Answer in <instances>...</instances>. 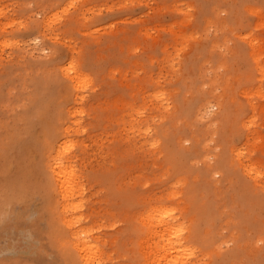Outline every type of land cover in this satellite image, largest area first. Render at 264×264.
I'll return each mask as SVG.
<instances>
[{"label": "rangeland", "instance_id": "374dc122", "mask_svg": "<svg viewBox=\"0 0 264 264\" xmlns=\"http://www.w3.org/2000/svg\"><path fill=\"white\" fill-rule=\"evenodd\" d=\"M262 5L0 0V264H75L81 258L72 232L80 226L100 264H146L137 261L147 233L140 218L155 205L177 208L187 231L198 226L197 255L201 248L215 252L200 264H264V185L240 168L251 152L247 159L264 171ZM252 38L263 52L257 58ZM86 47L99 85L77 89L61 70L71 88L55 86L50 121H30L23 114L54 86L46 89L40 67L56 58L53 48L71 63L72 52ZM240 89H248L246 97ZM253 111L257 125L250 130L259 142L234 125ZM49 124L57 129L51 146ZM68 143L65 156L74 158L83 185L74 213L62 212L50 188L54 152ZM233 148L246 156L240 165ZM137 189L143 194L135 206L124 207ZM175 190L187 203L165 200ZM74 217L81 220L70 229L65 218Z\"/></svg>", "mask_w": 264, "mask_h": 264}, {"label": "bare ground", "instance_id": "6f19581e", "mask_svg": "<svg viewBox=\"0 0 264 264\" xmlns=\"http://www.w3.org/2000/svg\"><path fill=\"white\" fill-rule=\"evenodd\" d=\"M258 18V17H257ZM225 28V27H224ZM259 42V41H258ZM258 42H256L255 38L250 39V45H252V55L257 58L258 56H260V53L263 54V52L261 51V49H258L260 53H258L257 51V47L255 46ZM174 44V43H173ZM251 53V52H250ZM249 53V54H250ZM253 60V59H252ZM261 60V59H260ZM259 60V61H260ZM254 61V60H253ZM263 61V60H262ZM256 62V60H255ZM261 64V63H260ZM255 65V63H254ZM257 65V64H256ZM255 65V66H256ZM264 65V64H263ZM220 66V65H219ZM259 67V66H257ZM256 68V67H255ZM262 71H263V67H259ZM258 68V69H259ZM257 70V69H256ZM63 72V71H62ZM258 72V71H257ZM261 72V71H260ZM259 72V73H260ZM71 75V74H69ZM78 74H74L73 78L75 79V76H77ZM246 75V74H245ZM72 76V75H71ZM264 77V76H263ZM83 77H80V79L75 80V83L73 82V79H70L71 82L74 84L73 86L75 88H80V80H82ZM258 83V82H257ZM87 84L83 85L84 87ZM261 86V85H260ZM254 88V87H253ZM83 89V88H82ZM244 89V88H243ZM242 90V89H240ZM239 90V91H240ZM248 90V89H246ZM246 90H242L243 92L241 93L244 94L246 92ZM74 91V90H73ZM78 92L80 90H77ZM75 91V92H77ZM250 91V90H249ZM252 91V90H251ZM257 91H260V88L257 89ZM80 93V92H79ZM240 93V92H239ZM238 93V94H239ZM253 93V92H252ZM81 94V93H80ZM79 94V95H80ZM250 94V93H249ZM248 94V96H249ZM255 94V93H254ZM257 94V93H256ZM245 95V94H244ZM251 95V94H250ZM76 96V94H75ZM252 96V95H251ZM246 97V95H245ZM257 97V95H256ZM264 97V96H262ZM250 98V97H249ZM260 98V97H259ZM78 99V98H77ZM84 99V98H83ZM234 99V98H233ZM80 100V98H79ZM246 100V99H245ZM256 100V99H255ZM261 100V99H260ZM263 100V99H262ZM206 101V100H205ZM77 102V101H76ZM231 102V101H230ZM234 102V101H233ZM255 102V101H254ZM84 103V102H83ZM223 103V102H222ZM206 105V104H205ZM257 106V105H255ZM260 106V105H259ZM131 107V106H130ZM133 107V106H132ZM77 108V107H76ZM75 108V109H76ZM203 108H206L205 106ZM257 108V107H255ZM75 109L73 110L75 113ZM259 109V108H258ZM204 110V109H203ZM202 110V111H203ZM252 110V108H251ZM77 113L79 111H76ZM137 112V111H136ZM255 111H253V115L247 119H240V117H238L237 119H240L238 122H235L234 125L238 128H244L245 129H249L248 133L250 134V136L254 137L252 139H254L255 141L259 142V132L256 130V128L252 130H250V128L254 125V127H256V120H257V116L254 113ZM261 112V111H260ZM262 113V112H261ZM252 114V113H251ZM264 119V118H263ZM76 122V121H75ZM77 123V122H76ZM78 124V123H77ZM123 124V123H122ZM261 125V124H260ZM77 126V125H76ZM124 126V125H123ZM72 129L70 126L66 128H63L64 130L66 129V131ZM62 129V131H63ZM148 129H146L144 131V133H147ZM247 132V131H246ZM62 134V133H61ZM63 136V134H62ZM67 136V133H66ZM249 136V135H248ZM70 142V140H69ZM208 142V141H207ZM72 143V141H71ZM71 143L68 144H64V145H72ZM64 145H60L58 151H56L57 153L54 154L55 157L57 155H59V153L61 152V149ZM203 145V144H202ZM59 146V145H58ZM248 147V146H247ZM246 147V149H247ZM250 147V146H249ZM252 147V146H251ZM256 147V146H255ZM52 149V147H51ZM56 150V149H55ZM251 151V150H250ZM249 151V152H250ZM48 151H46L47 154ZM52 152V151H51ZM70 152V151H69ZM248 157L251 156V152L247 153ZM52 155V154H51ZM66 153L64 154L63 160H62V167L58 168L57 165V161L56 158L54 157L53 159V164H52V181L53 184L55 186H50L51 187H55L56 192L58 193V195L61 197L60 199H62L63 203L60 204L62 205V212L64 213H74L77 212L79 209L76 208V204L79 203L81 205V198L83 195V185L81 184V180H80V176L77 174H75L74 171V164L72 163V161L69 157V159L65 156ZM50 156V155H48ZM47 156V158H48ZM69 156V155H67ZM72 156V155H71ZM241 156H243V158H246L245 154L240 151V148L235 149L233 148L231 150V159L232 161L235 160L238 163L241 160ZM51 157V156H50ZM247 157V158H248ZM243 159L245 160L246 164L242 163L243 160L241 161L240 168L245 172V175H247V173L249 174V178L251 177L250 175H254V179L257 181V183H260V185H264V182L262 181V178L264 177V171L261 169L258 170V168H260L261 166L257 163V162H253L250 159ZM252 158V157H251ZM74 159V158H73ZM49 160V159H48ZM52 160V159H51ZM254 160V159H253ZM47 161V160H46ZM49 162V161H48ZM46 165V164H45ZM47 169V168H46ZM48 170V169H47ZM218 170V169H217ZM247 172V173H246ZM220 173V172H219ZM50 178V177H49ZM253 178V176L251 177ZM254 181V180H253ZM255 182V181H254ZM51 183V182H50ZM49 183V184H50ZM256 183V182H255ZM258 185V184H257ZM264 187V186H263ZM53 189V188H51ZM53 191V190H52ZM55 191V190H54ZM55 193V192H54ZM163 197V196H162ZM165 200L169 201V202H176L178 200H181L182 203H187L185 200L182 199V195L180 198V194L178 190L172 191V192H168L167 195L165 194ZM61 202V201H60ZM150 204V203H148ZM166 204V203H165ZM168 205L171 203H167ZM155 205V204H154ZM151 206V205H150ZM150 208V207H148ZM147 209V208H146ZM177 209V208H176ZM175 208L170 209L169 206L167 207L164 205H155V206H151V208L146 212L143 213L145 215H143L140 219L143 223V225L146 228V237L143 239V244L144 247H142L140 249V252H138V256H137V261H139V263H142V259H144V262H146V264H189V261H191L193 259V257L188 256V253L183 251V248L185 247H191V245L189 244V241L192 239V231L186 229L185 235H184V239L182 241H177L174 240V231L173 229L175 227H179L180 225H182L184 222L180 221V217L178 216H164V213L166 212H176ZM61 212V213H62ZM141 216V215H140ZM163 217V218H162ZM64 220V219H63ZM81 218H77L74 217L72 219H66L65 218V223L68 225V227L71 229L72 226H76L80 223ZM138 226V225H137ZM264 226V225H263ZM86 230L83 227H77L75 229V231L72 232V236L73 238L76 239L74 247L75 249L79 252V256L81 258V261H79L81 264H90V261L95 262V264H100L99 263V258L98 256L95 255L94 252V246L91 245V243H89L86 238L85 235L86 234ZM144 236V235H143ZM202 236V235H201ZM263 236V235H262ZM202 240H205V238H202ZM171 241V242H170ZM261 241V240H260ZM151 244H153L155 246L154 250L151 249ZM208 244V243H207ZM200 245V244H199ZM202 247V246H201ZM213 247V246H212ZM200 248V246H199ZM216 249V248H214ZM198 249H195V256L197 257L196 260V264H200V262L202 261V259L204 257H209L212 254H214L215 252L213 251H207V248L202 249L201 248V252H202V256L197 255L198 254ZM204 253V254H203ZM72 254V253H71ZM70 254V255H71ZM75 254V253H74ZM72 254V255H74ZM140 254V255H139ZM76 256V255H75ZM74 258V257H73ZM137 263V262H136ZM138 264V263H137ZM232 264V263H231Z\"/></svg>", "mask_w": 264, "mask_h": 264}, {"label": "snow or ice", "instance_id": "6c2138e0", "mask_svg": "<svg viewBox=\"0 0 264 264\" xmlns=\"http://www.w3.org/2000/svg\"><path fill=\"white\" fill-rule=\"evenodd\" d=\"M75 5H70V7H73ZM111 10V9H110ZM261 10L264 11V5L261 6ZM113 27H115L113 25ZM99 31V29H97ZM245 40H247V37H243ZM39 40H36L35 43H39ZM67 47V45H66ZM71 50V49H69ZM91 51L90 47H86L81 50L80 53L72 52V55L70 57L71 63L68 62V59H65V51L60 48H53V52L56 54V58L52 60L47 65H41V70L43 73L42 80L46 82V89L49 84L54 85L51 87L50 90L47 91V99L42 100L39 104L34 106L31 111L24 113L27 118H29L30 121H37L39 123H45L47 121H50V117L52 114L53 109H49L47 107L49 101L51 99L55 98V86H59L61 88H71V85H68L66 83V80L64 77H67L68 79H73V82L75 83V80L80 79V77H83L82 80H80V85L83 86L85 84H89L91 82V89L94 90L98 85L99 81L96 78V76L93 74V67L91 66V59L88 55V53ZM137 51H139L137 49ZM61 70H63L64 77L61 76ZM72 74H78L75 76V79L73 76L69 75ZM39 94V93H37ZM34 125L32 123H29L27 128L30 131ZM149 132H151V129H148ZM57 132V129L55 128V125L49 124L46 129L47 134V141L49 142V145H52L53 137L55 136ZM153 147H156L155 144L152 145ZM72 145H64L61 149V152L59 155H57L56 161H57V167L61 168L62 160L64 157V154L69 152L71 150ZM145 188H147V185H144ZM179 188V186H177ZM143 193L139 192V189H137L135 192H129L128 193V199L124 202V207L132 208L135 206V197L138 195H142ZM261 198L264 199V192L261 193ZM81 205L79 203L76 204V208L79 209ZM176 213L173 212H166L164 213V216H172L174 217ZM163 218V217H162ZM187 229L186 224H182L179 227H175L173 229L174 231V240L182 241L184 239V235ZM201 239V235L198 231V226L193 225L192 230V239L189 241V244L191 247H185L183 248V251L188 253V256L193 257L191 261H189V264H196L197 257L195 256V249L199 246V241ZM171 242V241H170ZM262 244H264V241H261ZM75 264H79V260H76ZM90 264H95V262L90 261ZM134 264V262H133Z\"/></svg>", "mask_w": 264, "mask_h": 264}]
</instances>
